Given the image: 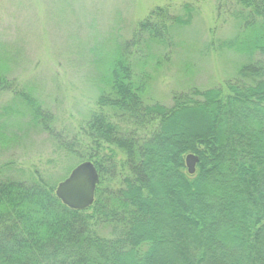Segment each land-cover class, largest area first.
I'll return each instance as SVG.
<instances>
[{
    "label": "trees",
    "instance_id": "obj_1",
    "mask_svg": "<svg viewBox=\"0 0 264 264\" xmlns=\"http://www.w3.org/2000/svg\"><path fill=\"white\" fill-rule=\"evenodd\" d=\"M222 1L235 5L239 31L220 46L264 58V0ZM182 9L155 8L114 53L81 150L34 98L18 95L62 150L92 161L99 184L92 206L73 211L42 178L0 181V264H264V60L221 86L173 95L170 107L145 104L133 77L131 49L166 45L190 23ZM189 154L198 158L193 175Z\"/></svg>",
    "mask_w": 264,
    "mask_h": 264
},
{
    "label": "rangeland",
    "instance_id": "obj_2",
    "mask_svg": "<svg viewBox=\"0 0 264 264\" xmlns=\"http://www.w3.org/2000/svg\"><path fill=\"white\" fill-rule=\"evenodd\" d=\"M185 5L191 9L190 23L171 30L166 45L135 47L129 53L134 80L144 83L143 102L166 107L171 106L173 95L221 86L236 78L242 65L264 60L258 54L220 46L239 31L238 21L229 16L234 4L222 0H0V181L31 184L42 178L56 188L84 162L62 150L33 122L20 93L41 105L57 135L65 141L77 140L72 150H81V127L95 110L101 80L114 53L132 39L136 24L152 10L161 7L183 16ZM115 184L110 187L116 188ZM97 229L102 237L110 236L109 226Z\"/></svg>",
    "mask_w": 264,
    "mask_h": 264
},
{
    "label": "water",
    "instance_id": "obj_3",
    "mask_svg": "<svg viewBox=\"0 0 264 264\" xmlns=\"http://www.w3.org/2000/svg\"><path fill=\"white\" fill-rule=\"evenodd\" d=\"M198 158L189 154L185 157L187 173H195ZM99 182L98 172L92 162L84 161L76 165L68 176L59 182L54 195L62 205L73 211H84L94 203Z\"/></svg>",
    "mask_w": 264,
    "mask_h": 264
}]
</instances>
